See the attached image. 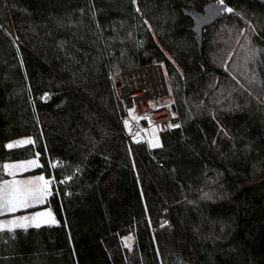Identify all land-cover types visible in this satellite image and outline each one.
<instances>
[{"label":"trees","instance_id":"trees-1","mask_svg":"<svg viewBox=\"0 0 264 264\" xmlns=\"http://www.w3.org/2000/svg\"><path fill=\"white\" fill-rule=\"evenodd\" d=\"M209 1L0 0V165L37 156L57 219L0 230V264H264V3L199 41L183 8ZM152 61L180 117L155 148L114 77Z\"/></svg>","mask_w":264,"mask_h":264},{"label":"built area","instance_id":"built-area-1","mask_svg":"<svg viewBox=\"0 0 264 264\" xmlns=\"http://www.w3.org/2000/svg\"><path fill=\"white\" fill-rule=\"evenodd\" d=\"M118 99L124 108L123 123L126 119L133 128H123L130 145L140 141L138 134L143 128L158 127L161 131L180 125V117L174 112L169 101L170 86L165 66L160 61L140 64L115 73ZM135 119L132 120V116ZM9 169V168H5Z\"/></svg>","mask_w":264,"mask_h":264},{"label":"snow or ice","instance_id":"snow-or-ice-1","mask_svg":"<svg viewBox=\"0 0 264 264\" xmlns=\"http://www.w3.org/2000/svg\"><path fill=\"white\" fill-rule=\"evenodd\" d=\"M223 4V0H219ZM224 10L232 12L233 9L225 8ZM135 118V117H134ZM139 119V118H136ZM125 125L128 126V122L125 121ZM169 127H179V125H169ZM139 142V141H138ZM21 143H32L31 140L23 141ZM15 145L9 144L8 147H14ZM150 146L155 148L159 147V142L150 143ZM30 165H35V161L28 162ZM5 168H22L24 165H5ZM36 181H43L44 187H40L36 184ZM36 181L26 180V181H14L12 183L5 182L0 186V211L15 212L21 208H28L34 206L35 204L43 203L45 196L47 194L48 181H44V178L37 177ZM51 216V213L38 212L35 216H22L14 220L7 221L0 230L6 228L8 231H13L16 228L27 229L29 226H33L30 222L35 221L41 216ZM55 222L54 220L52 221ZM35 227H39L40 224H34Z\"/></svg>","mask_w":264,"mask_h":264},{"label":"rangeland","instance_id":"rangeland-1","mask_svg":"<svg viewBox=\"0 0 264 264\" xmlns=\"http://www.w3.org/2000/svg\"><path fill=\"white\" fill-rule=\"evenodd\" d=\"M223 1H225V0H223ZM168 82H169V77H168ZM169 86H170V83H169ZM170 93H172L171 87H170ZM171 100H172V95L170 94L169 101L171 102ZM132 117H133L132 120L135 119V121H138V119H136L137 117L135 116V114H133ZM125 121L128 122V126L125 125ZM125 121H124V127L127 128L128 130H131L133 128V123L131 121H129L128 119H126ZM160 131L161 130L158 127H156V126H152V127H149V128H143L140 131V133L138 134V137H139V139H141L140 141H147L149 143V145H150V143H156L157 140L159 142V138H160L159 133H160ZM27 140H32V139L30 137H22V138H18V139H15V140L11 141V144L15 145L14 147H19V146L21 147V146L26 144V143H21V142L27 141ZM23 161L24 162L22 163V165H24V169L28 170L25 173L28 174V175L31 174V171L33 170L34 165H30L28 162L34 161V159L26 158V159H23ZM6 164L8 165L10 163L7 162L5 164L0 165V178L3 175V173H5V171H6L5 167H4ZM45 180H46V178H44V181ZM5 182H9L10 183L11 181L7 180ZM49 182H50L51 188H52L53 179L50 180ZM36 183L41 187L44 182L43 181H37ZM52 191H53V189H52ZM45 199L48 200L49 198L45 196ZM45 199H44V202L43 203H39V205L35 204L34 206H30L28 208H21V210L19 209L18 211H16V213H8L7 211H0V228H2V226L7 221L14 220V219H17V218L22 217V216H32L34 210H36L37 207H39V206H41V205H43L45 203ZM30 223L33 225L32 222H30ZM54 223H57V220ZM3 229H6V228H3ZM134 239H135V237H134V235L132 233L122 237L123 244L125 246L129 247V248H132L133 243H134Z\"/></svg>","mask_w":264,"mask_h":264},{"label":"water","instance_id":"water-1","mask_svg":"<svg viewBox=\"0 0 264 264\" xmlns=\"http://www.w3.org/2000/svg\"><path fill=\"white\" fill-rule=\"evenodd\" d=\"M258 1L264 3V0ZM226 7L229 8V5L225 1L221 4L218 0H211L205 4L203 10L195 7L183 8L185 14L193 20L192 30L199 41L202 40L205 27L214 23L226 11Z\"/></svg>","mask_w":264,"mask_h":264},{"label":"crops","instance_id":"crops-1","mask_svg":"<svg viewBox=\"0 0 264 264\" xmlns=\"http://www.w3.org/2000/svg\"><path fill=\"white\" fill-rule=\"evenodd\" d=\"M18 139V138H16ZM15 140V139H13ZM13 140H10L13 141ZM28 143H26L25 145H27ZM159 144H160V138H159ZM24 146V145H23ZM6 147H7V143H6ZM9 148V147H7ZM28 159H34V161L36 162L34 167H33V170L35 168H37L39 165H40V160L37 156H34V157H31V158H28ZM8 165H22V163L24 162L23 159H19V160H12V161H7ZM5 162V163H7ZM4 163V164H5ZM7 165V164H6ZM5 173H3V175L1 176L0 178V186H2L5 181H11L10 183L14 182V181H26V180H33V181H36V178L37 177H43V178H46V179H50L52 180L51 177H46V175L44 173H31V174H26L25 172L28 171L27 169H24V167L22 168H13V167H9V169H5ZM30 170V169H29ZM31 171V170H30ZM37 182V181H36ZM37 184V183H36ZM38 185V184H37ZM39 186V185H38ZM49 198V197H48ZM47 202V200L45 199V203ZM44 203V204H45ZM39 205V204H37ZM21 210V209H20ZM35 211V210H34ZM8 213H16V212H8Z\"/></svg>","mask_w":264,"mask_h":264},{"label":"bare ground","instance_id":"bare-ground-1","mask_svg":"<svg viewBox=\"0 0 264 264\" xmlns=\"http://www.w3.org/2000/svg\"><path fill=\"white\" fill-rule=\"evenodd\" d=\"M9 144H11L10 141L7 142V147H8ZM45 181H48V182H49L50 179L48 178V179H46ZM41 187H44V183L42 184ZM51 193H52V188H51V184H50V182H49L48 185H47V194H46V197H49V196L51 195ZM18 210H19V209H18ZM18 210H17V211H18ZM15 212H16V211H15ZM38 212H44V213H48V212H50V213H51V216L45 215V216L38 217L35 221L32 222L33 225L36 224V223H39L40 226H42V225H45V224L52 223L53 220H54V221L57 220V219H56V216H55V214H54V212L52 211V209H51L50 207H44V208H41V209L35 210V211L33 212V215H32V216H35V214L38 213ZM40 226H39V227H40Z\"/></svg>","mask_w":264,"mask_h":264}]
</instances>
